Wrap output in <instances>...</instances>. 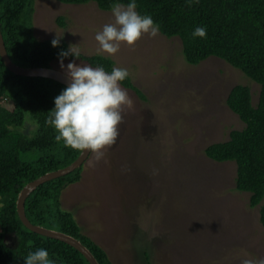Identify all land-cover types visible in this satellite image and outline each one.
I'll return each instance as SVG.
<instances>
[{"label": "rangeland", "instance_id": "obj_1", "mask_svg": "<svg viewBox=\"0 0 264 264\" xmlns=\"http://www.w3.org/2000/svg\"><path fill=\"white\" fill-rule=\"evenodd\" d=\"M34 18L39 40L59 38L79 55L111 58L128 69L146 98L127 90L133 108L123 110L116 143L99 162L91 153L82 181L63 192V207L84 234L114 264L264 259L261 207L251 208V194L237 191L236 163H217L205 154L245 128L227 105L233 88L248 86L257 105L260 85L217 57L188 64L180 38L160 31L133 47L122 44L115 55L98 53L95 34L113 17L95 3L38 0Z\"/></svg>", "mask_w": 264, "mask_h": 264}, {"label": "trees", "instance_id": "obj_2", "mask_svg": "<svg viewBox=\"0 0 264 264\" xmlns=\"http://www.w3.org/2000/svg\"><path fill=\"white\" fill-rule=\"evenodd\" d=\"M38 0H1L0 26L12 61L22 68L59 69V53L66 44L36 37L34 17ZM66 5L95 3L111 11L116 2L128 0H54ZM137 11L149 14L167 38H180L188 64L198 66L211 57L226 61L261 87L254 105L252 90L233 88L228 107L244 122L226 142L210 145L205 154L217 163L237 165L236 189L251 194L250 207H261L264 227V0H136ZM61 27L65 19L58 18ZM196 27L206 28V37L193 38ZM85 61L107 71L115 66L104 56H69L63 62ZM66 86L42 77L18 76L0 56V264H24L23 258L37 248H46L55 264H90L75 248L27 229L17 211L21 190L50 172L73 164L83 150L56 142V132L45 121L54 98ZM145 100L130 76L121 83ZM82 168L52 180L35 190L26 201V214L38 226L63 232L80 240L100 264H114L108 253L84 234L72 213L63 207V192L83 179Z\"/></svg>", "mask_w": 264, "mask_h": 264}, {"label": "clouds", "instance_id": "obj_3", "mask_svg": "<svg viewBox=\"0 0 264 264\" xmlns=\"http://www.w3.org/2000/svg\"><path fill=\"white\" fill-rule=\"evenodd\" d=\"M111 14L112 22L106 23L95 34L98 53L115 55L122 44L133 47L143 37L154 38L159 33L160 26L152 16L137 11L136 0H128L126 4L113 3ZM192 36L205 38L206 28L196 27ZM51 43L57 47L59 38ZM70 55L78 57L71 46L59 53L61 68L58 70L65 73L68 84L54 98V107L48 111L45 123L56 132V142L62 141L65 147L74 150H89L99 162L105 149L116 143L124 108H133L128 91L121 87L129 77V71L124 67L107 71L102 65L92 67L75 61L65 66L63 61ZM23 261L24 264H55L49 251L42 247L29 252ZM242 264H264V259H243Z\"/></svg>", "mask_w": 264, "mask_h": 264}, {"label": "water", "instance_id": "obj_4", "mask_svg": "<svg viewBox=\"0 0 264 264\" xmlns=\"http://www.w3.org/2000/svg\"><path fill=\"white\" fill-rule=\"evenodd\" d=\"M0 56L3 62L5 63L6 67L15 75L25 76V77H36V78L42 77L46 79H51L67 87L68 81L63 71L54 68H22L16 65L10 58L8 51L6 49L1 26H0ZM90 155L91 152L89 150H83L82 154L80 155V158L70 166L55 172L47 173L46 175L38 178L37 180L27 184L21 190L18 196L17 211L21 222L30 231L39 234L41 236L63 242L75 248L88 260L90 264H100L97 258L94 256V254L90 251V249H88L80 240L63 232L34 225L29 220L26 214V201L35 190H37L40 186H42L47 182L65 177L71 174L72 172H75L76 170L82 168V165L88 160Z\"/></svg>", "mask_w": 264, "mask_h": 264}, {"label": "bare ground", "instance_id": "obj_5", "mask_svg": "<svg viewBox=\"0 0 264 264\" xmlns=\"http://www.w3.org/2000/svg\"><path fill=\"white\" fill-rule=\"evenodd\" d=\"M0 1H1V0H0ZM58 83H59V82H58ZM89 157H90V156H89ZM79 158H80V157H79ZM79 158H78V159H79ZM78 159H77V160H78ZM77 160H76V161H77ZM76 161H75V162H76ZM86 162H87V161H86ZM84 164H85V163H84ZM84 164H83V165H84ZM83 165H82V166H83Z\"/></svg>", "mask_w": 264, "mask_h": 264}]
</instances>
